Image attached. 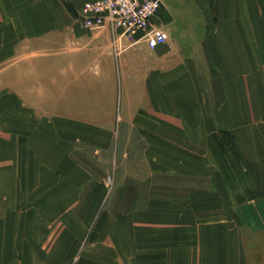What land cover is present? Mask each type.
Segmentation results:
<instances>
[{
	"label": "crops",
	"instance_id": "obj_1",
	"mask_svg": "<svg viewBox=\"0 0 264 264\" xmlns=\"http://www.w3.org/2000/svg\"><path fill=\"white\" fill-rule=\"evenodd\" d=\"M80 6L0 0V264H264V0Z\"/></svg>",
	"mask_w": 264,
	"mask_h": 264
},
{
	"label": "built area",
	"instance_id": "obj_2",
	"mask_svg": "<svg viewBox=\"0 0 264 264\" xmlns=\"http://www.w3.org/2000/svg\"><path fill=\"white\" fill-rule=\"evenodd\" d=\"M77 24L85 31L109 28L118 59L126 41L130 47L144 43L154 51L168 42L166 32L154 29L152 21L162 7V0H80Z\"/></svg>",
	"mask_w": 264,
	"mask_h": 264
},
{
	"label": "rangeland",
	"instance_id": "obj_3",
	"mask_svg": "<svg viewBox=\"0 0 264 264\" xmlns=\"http://www.w3.org/2000/svg\"><path fill=\"white\" fill-rule=\"evenodd\" d=\"M115 61H116V64H117V66H118V68H119V70H120L121 65H122V57H120V58H118V59L115 58Z\"/></svg>",
	"mask_w": 264,
	"mask_h": 264
}]
</instances>
